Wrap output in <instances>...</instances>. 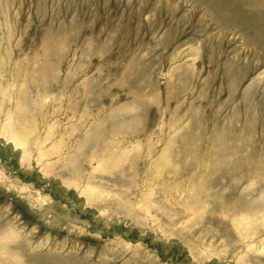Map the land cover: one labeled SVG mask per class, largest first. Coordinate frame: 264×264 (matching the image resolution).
I'll use <instances>...</instances> for the list:
<instances>
[{"label": "rangeland", "instance_id": "374dc122", "mask_svg": "<svg viewBox=\"0 0 264 264\" xmlns=\"http://www.w3.org/2000/svg\"><path fill=\"white\" fill-rule=\"evenodd\" d=\"M0 264H264V0H0Z\"/></svg>", "mask_w": 264, "mask_h": 264}, {"label": "bare ground", "instance_id": "6f19581e", "mask_svg": "<svg viewBox=\"0 0 264 264\" xmlns=\"http://www.w3.org/2000/svg\"><path fill=\"white\" fill-rule=\"evenodd\" d=\"M2 132L4 133L5 136H7V138L9 139V141L13 142V144H15V146H21L22 144L15 138V132L10 133L9 135H7L6 133V126L3 127Z\"/></svg>", "mask_w": 264, "mask_h": 264}]
</instances>
